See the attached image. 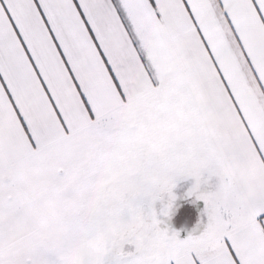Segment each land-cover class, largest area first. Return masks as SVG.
<instances>
[{
    "label": "snow or ice",
    "instance_id": "snow-or-ice-1",
    "mask_svg": "<svg viewBox=\"0 0 264 264\" xmlns=\"http://www.w3.org/2000/svg\"><path fill=\"white\" fill-rule=\"evenodd\" d=\"M0 264H264V0H0Z\"/></svg>",
    "mask_w": 264,
    "mask_h": 264
},
{
    "label": "rangeland",
    "instance_id": "rangeland-1",
    "mask_svg": "<svg viewBox=\"0 0 264 264\" xmlns=\"http://www.w3.org/2000/svg\"><path fill=\"white\" fill-rule=\"evenodd\" d=\"M187 183L178 182L176 185V188L174 189V194L176 195L177 199L175 201V205L178 201H181L180 198H183L185 196L184 190L187 188L185 187V184L190 185L192 179H186ZM185 181V182H186ZM195 182V181H194ZM166 203V200H165ZM199 205L197 206V209L191 208V207H179V210L176 212V215H174V224L177 227V224H179V229L181 231H185L186 233H180L181 236L187 237V235L192 232L194 235L199 234V231L203 230V225L200 226L199 229H197L198 223L201 221V213L204 210V203L202 201H199ZM162 205L160 202H157L156 209L159 210V208ZM198 211V212H197ZM163 227V225H162ZM189 229V230H187ZM193 229H197L196 232H193ZM179 232V231H178Z\"/></svg>",
    "mask_w": 264,
    "mask_h": 264
},
{
    "label": "flooded vegetation",
    "instance_id": "flooded-vegetation-1",
    "mask_svg": "<svg viewBox=\"0 0 264 264\" xmlns=\"http://www.w3.org/2000/svg\"><path fill=\"white\" fill-rule=\"evenodd\" d=\"M194 184V180L191 181L190 185L188 184H185V187H187L185 190H184V194L185 196H183V198H180L181 201H178L175 205V211L173 212L172 216H171V219H167L165 220V225L164 226H167L169 229L171 230H175V231H179L180 233H186L185 231H181L179 229V224H177V227L175 226L174 224V215H176V212L179 210V207L183 208L184 206L186 207H191V208H194V209H197V206L200 204L199 201H196L194 197H188L187 196V193L188 191L191 189V187L193 186ZM206 187L207 185L202 183L201 184V190L202 191H206ZM198 212V211H197ZM189 230V229H187Z\"/></svg>",
    "mask_w": 264,
    "mask_h": 264
},
{
    "label": "crops",
    "instance_id": "crops-1",
    "mask_svg": "<svg viewBox=\"0 0 264 264\" xmlns=\"http://www.w3.org/2000/svg\"><path fill=\"white\" fill-rule=\"evenodd\" d=\"M186 180H181V181H179V182H183V183H187V181L185 182ZM207 185V187H206V191H209V190H212V187L210 186V185H208V184H206ZM202 203H203V201H202ZM180 238H186L185 236H181Z\"/></svg>",
    "mask_w": 264,
    "mask_h": 264
}]
</instances>
